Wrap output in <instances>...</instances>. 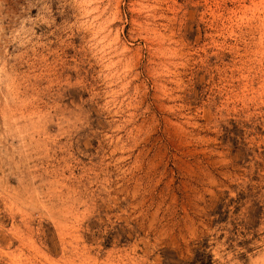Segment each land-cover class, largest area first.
Listing matches in <instances>:
<instances>
[{
    "label": "rangeland",
    "instance_id": "obj_1",
    "mask_svg": "<svg viewBox=\"0 0 264 264\" xmlns=\"http://www.w3.org/2000/svg\"><path fill=\"white\" fill-rule=\"evenodd\" d=\"M0 264H264V0H0Z\"/></svg>",
    "mask_w": 264,
    "mask_h": 264
}]
</instances>
